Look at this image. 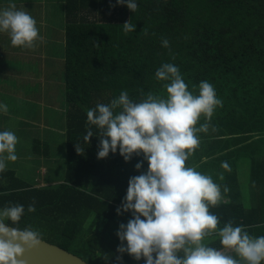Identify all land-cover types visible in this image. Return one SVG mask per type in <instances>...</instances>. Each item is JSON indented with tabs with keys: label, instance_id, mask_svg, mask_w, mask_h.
Wrapping results in <instances>:
<instances>
[{
	"label": "trees",
	"instance_id": "16d2710c",
	"mask_svg": "<svg viewBox=\"0 0 264 264\" xmlns=\"http://www.w3.org/2000/svg\"><path fill=\"white\" fill-rule=\"evenodd\" d=\"M135 3L136 10L130 12L117 0H66L64 177L56 187L33 188L12 170L0 172V210L24 207L17 224L6 223L21 230L45 225L58 233V239L42 240L88 264H145L127 253L117 261L121 255L117 232L106 236L93 230L109 222L115 230L118 218H132L131 212L118 215L117 209L129 178L145 172L147 162L142 155L125 162L118 150L97 159L99 130L88 123L87 112L98 104H110L122 91L133 102L148 94L165 97L169 81H160L155 74L170 63L178 67L193 95L207 81L222 102L210 121L201 116L197 127L206 122L209 127L197 133L199 146L186 161V166L210 176L221 188V202L209 207L219 219L217 231L231 222L251 237L264 236V0ZM126 21L134 31L124 30ZM165 39L168 47L162 46ZM88 130L93 137L87 143ZM141 161L142 168L136 170ZM225 161L231 171L222 167ZM29 205L35 211L29 212ZM88 219L93 220L83 237ZM204 240L222 249L218 235ZM228 254L238 259L234 252Z\"/></svg>",
	"mask_w": 264,
	"mask_h": 264
},
{
	"label": "clouds",
	"instance_id": "9594fccd",
	"mask_svg": "<svg viewBox=\"0 0 264 264\" xmlns=\"http://www.w3.org/2000/svg\"><path fill=\"white\" fill-rule=\"evenodd\" d=\"M117 4L130 12L137 8L135 0H117ZM123 27L126 32L135 30L129 21ZM0 32L9 34L13 47L32 48L39 36L35 19L16 10L14 4L0 11ZM162 46L168 47L166 39ZM155 75L169 81L165 97L148 94L143 101L133 102L122 91L110 104H98L87 112L88 123L99 130L97 159L118 150L125 162L134 155H142L147 162L145 172L129 178L126 196L117 209L118 215L131 212L132 218L119 225L117 252L121 255L116 260L122 261V254L127 253L145 264H262L264 236L251 237L231 222L217 231L219 219L209 207L221 202V188L210 176L186 166L199 146L197 133L209 127L207 122L197 127L201 116L210 121L215 108L222 106L213 85L202 81L199 94L193 95L178 67L170 63L162 64ZM0 109L8 110L7 105ZM92 137L88 130L84 140L88 143ZM16 144L13 132H0V172L6 168L5 160L17 159ZM143 161L135 165L136 170ZM222 167L231 171L226 161ZM223 191L227 193L228 187ZM28 211H35L34 205ZM23 214L22 205L0 210V264H29L25 257L43 242L37 232L5 222L15 225ZM213 234L219 236L222 249L204 243Z\"/></svg>",
	"mask_w": 264,
	"mask_h": 264
},
{
	"label": "crops",
	"instance_id": "0c3cea01",
	"mask_svg": "<svg viewBox=\"0 0 264 264\" xmlns=\"http://www.w3.org/2000/svg\"><path fill=\"white\" fill-rule=\"evenodd\" d=\"M11 4L35 19L39 36L32 48L13 47L9 34L0 32V105L8 108L6 113L0 109V132L11 131L16 135V156L18 151L26 149L32 153V160H38L34 175L39 172L43 177H34L32 184L25 182L28 186L56 187L63 180L66 158L49 159L55 152L57 140L64 143L62 152H66L67 128H63V132L50 128L67 123L62 90L65 85L66 0H0V11ZM47 80L51 82L44 86ZM60 104H64V109ZM48 167L61 173L58 179L46 178Z\"/></svg>",
	"mask_w": 264,
	"mask_h": 264
},
{
	"label": "rangeland",
	"instance_id": "374dc122",
	"mask_svg": "<svg viewBox=\"0 0 264 264\" xmlns=\"http://www.w3.org/2000/svg\"><path fill=\"white\" fill-rule=\"evenodd\" d=\"M50 82L51 81L47 80V81L43 82V85L47 86ZM62 90L65 94V85L62 86ZM64 94H63V97H64ZM60 106H63V109H64V104L63 105L60 104ZM58 109H61V108L59 107ZM65 109L67 110L66 104H65ZM67 125H68L67 123L65 126H64V124H62V125L60 124L59 126L53 127L50 129H53V130L59 131V132L60 131L63 132V128L66 129ZM66 131H67V129H66ZM59 137H60V135H59ZM56 145L57 146L55 147V152L51 153L52 158H50L49 160H51L53 158L56 159L58 157L64 158L66 156V152L65 151L62 152L64 143L60 140H57ZM30 154H32V153L28 152V150H26V149L18 151L17 159L14 162L5 160V164H6L5 169H12V170L16 171L17 172L16 175L19 177V179L21 181L32 184L34 177H36V178L43 177V174H41V173L39 174V172H38L37 176L34 175V172L37 170L36 168L38 167L39 163H38V160H35V159L32 160ZM47 170H48V176L46 178L51 179L52 181H54L53 179H55V178L58 179L59 178L58 175L61 174V173L58 174L57 172H53L50 167H48ZM54 173L55 174L57 173V175H55V177L53 176ZM92 220L93 219H88L87 221H85V223L83 225V229L81 230V236L84 237V235L87 233V229H88L89 225L92 223ZM127 222H128V219L125 217H124V219L118 218V222H117L118 224L116 225L115 230L112 227H110L111 222H109V223H104V224L101 223V224L96 225V227L94 228L93 231H94V234H97V235H102L104 233L106 234V236L112 235L114 233L113 231H115V233H116L119 230L120 224L126 225ZM29 228H30V230L37 232L41 238H43L47 241H53L54 239H56V240L58 239V233L47 228L45 225H42V224L41 225L40 224H33L32 225L31 224V226H29ZM108 229H109V231H107ZM59 239H61V237H59ZM80 240H81V238H80ZM204 242H205V240H204Z\"/></svg>",
	"mask_w": 264,
	"mask_h": 264
},
{
	"label": "water",
	"instance_id": "95a60500",
	"mask_svg": "<svg viewBox=\"0 0 264 264\" xmlns=\"http://www.w3.org/2000/svg\"><path fill=\"white\" fill-rule=\"evenodd\" d=\"M42 241L38 248L25 257L29 264H88L66 250L44 240Z\"/></svg>",
	"mask_w": 264,
	"mask_h": 264
}]
</instances>
